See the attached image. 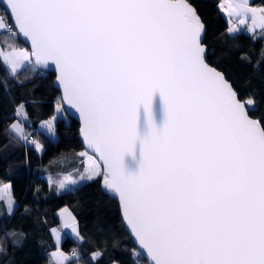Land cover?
Masks as SVG:
<instances>
[{"label": "snow or ice", "instance_id": "snow-or-ice-1", "mask_svg": "<svg viewBox=\"0 0 264 264\" xmlns=\"http://www.w3.org/2000/svg\"><path fill=\"white\" fill-rule=\"evenodd\" d=\"M4 9L7 35L31 51L0 49V63L13 73L54 64L58 99L79 112L93 152L79 153L85 173L60 189L102 178L148 264H264V116L250 115L255 98H241L207 62L205 25L189 0H4ZM224 11L250 14L251 31L264 35V7L239 0ZM15 115L6 133L42 151L23 104ZM41 127L56 135L55 118ZM62 214L83 240L72 213ZM52 257L72 264L63 251Z\"/></svg>", "mask_w": 264, "mask_h": 264}, {"label": "trees", "instance_id": "trees-1", "mask_svg": "<svg viewBox=\"0 0 264 264\" xmlns=\"http://www.w3.org/2000/svg\"><path fill=\"white\" fill-rule=\"evenodd\" d=\"M205 25L203 34L207 46V62L220 70L233 84L241 98L253 96L255 107L250 115L264 116V35L244 30L227 33V20L222 15L218 0H189ZM264 7V0H250ZM5 25L10 16L0 4ZM5 27V26H4ZM27 48L19 39H12L0 31V47ZM2 59V57H0ZM259 62V63H258ZM53 71L38 72L37 68L23 67L11 72L10 66L0 63V182L10 183L14 206L11 211L0 198V264H47L48 254L55 247L50 226L58 223L56 209L66 205L76 218L83 240L64 233L59 248L75 250L79 259L70 257L72 264H138L145 260L134 256L136 249L118 213V203L102 186V178L85 179L73 188L58 190L52 180L55 174L74 172L81 167L77 152L82 150L78 138V122L67 117L55 118L56 136L51 138L38 128L40 120L54 112L58 91L53 86ZM23 104L28 119L26 129L43 145L38 151L31 144L9 136L5 129L16 118L17 106ZM39 189V191H37ZM90 220L96 226L89 232L85 227ZM10 232L16 236H8ZM23 233V236L20 235ZM13 240L19 241L14 244ZM97 249L103 256L93 260L90 253ZM55 264V263H53Z\"/></svg>", "mask_w": 264, "mask_h": 264}, {"label": "rangeland", "instance_id": "rangeland-1", "mask_svg": "<svg viewBox=\"0 0 264 264\" xmlns=\"http://www.w3.org/2000/svg\"><path fill=\"white\" fill-rule=\"evenodd\" d=\"M5 26V22L3 20V17L2 15L0 14V31L4 28ZM22 48H25V47H22ZM0 49H3L0 47ZM10 48H6L4 49L5 51L9 50ZM26 49V48H25ZM60 104V101L58 100L57 102H55L54 104V112L52 115L48 116L47 118H44L42 120H40V122L38 123V128L44 130L46 133L47 131L41 127V122L42 121H47L49 119H52V118H56V117H63V119L66 121L67 120V115L65 114V112L63 111L62 107H61V104H60V108H57V104ZM17 119H15L14 121L12 122H15ZM48 134V133H47ZM50 136V135H49ZM56 136V135H55ZM55 136H50L51 138H55ZM35 137V136H34ZM36 138V137H35ZM37 139V138H36ZM39 142V141H38ZM82 151H85V150H80V152ZM89 155H92L89 153ZM82 160V163H81V167L78 168V170L74 171V172H63V173H59V174H55L53 176V178H49V180H52L53 183H55L56 185V188L58 190H62L58 187L59 185V181L60 180H63L66 178L67 175H71L74 179L77 178V176L81 173H85V167H86V157H82L81 158ZM85 180V179H84ZM83 180H80L78 181L77 184H79L80 182H82ZM76 184V185H77ZM74 185V186H76ZM5 186H10V183L8 181L6 182H0V198H2L5 202V204L7 205L8 204V210H10L11 208H13V205H14V200L13 198L11 197V190L10 188H5ZM74 186L70 187V188H73ZM12 202V203H11ZM67 208V210L70 212V210L68 209V207L66 205H62L60 207H58L56 209V215H57V218H58V223H56L55 225H52L50 226V234H51V237H52V241L55 245V247L53 249H51L49 251V254H48V263L49 264V258H50V254L53 253V252H56V251H63L64 250H61L58 246H59V243L64 235V233H69L70 235H72L73 237L77 238L76 235L71 231V229H66L64 227V215L62 214V211L63 209ZM73 215V214H72ZM74 216V215H73ZM77 223V222H76ZM94 226H96V222L94 220H90L88 222V224L86 225L85 227V231L86 232H89L90 230H92L94 228ZM78 228V226H77ZM79 231V230H78ZM80 233V232H79ZM81 235V233H80ZM82 236V235H81ZM65 253V252H64ZM66 254V253H65ZM66 255H69L68 253ZM52 260H53V263H55V258L52 257ZM147 264V263H146Z\"/></svg>", "mask_w": 264, "mask_h": 264}, {"label": "water", "instance_id": "water-1", "mask_svg": "<svg viewBox=\"0 0 264 264\" xmlns=\"http://www.w3.org/2000/svg\"><path fill=\"white\" fill-rule=\"evenodd\" d=\"M0 4L3 6V9H4V0H0ZM5 10V9H4ZM11 18V17H10ZM12 19H11V24H12ZM23 43L24 45L27 47L28 51H31V43L30 41L26 40V38H24L22 35H20L18 37ZM34 60V58H33ZM212 66V65H211ZM214 67V66H213ZM217 69V68H216ZM37 70H41V71H53L54 73V77H53V80H52V84L53 86L57 89L58 91V98L62 96V86L60 85V83L58 82L57 80V76H58V70L57 68L55 67L54 64L50 63L48 66H38L37 67ZM218 70V69H217ZM220 71V70H218ZM221 72V71H220ZM222 73V72H221ZM60 101V104H61V107L63 109V111L65 112V114L67 115V117L69 118H73L75 119L77 122H78V138L81 142V145H82V149L85 150V151H88V153L92 154L93 155V152L92 150L90 149H87L86 147V143L83 139V135H82V132H81V127H82V119L79 115V112L77 110H75L74 108H72L71 106L67 105L65 101H62V100H59ZM255 118V117H254ZM96 155V158L98 159V154H95ZM103 167L102 163H101V168ZM102 186H103V181H102ZM104 190L106 192H108V194L111 196V197H114L116 200H117V203H118V213H119V216L121 218V221L124 225V228L126 229L128 235L130 236L131 240H132V243L134 244L135 248L138 249L140 251V255L142 256V258L145 260V262L148 264V261L146 258H144V255H143V250L141 249L140 245L138 244V241L134 235V233L131 232L130 230V227L126 224L125 222V219L124 217L122 216V207H121V203H120V200L118 198L117 195L113 194L111 191L107 190L104 186H103Z\"/></svg>", "mask_w": 264, "mask_h": 264}, {"label": "crops", "instance_id": "crops-1", "mask_svg": "<svg viewBox=\"0 0 264 264\" xmlns=\"http://www.w3.org/2000/svg\"><path fill=\"white\" fill-rule=\"evenodd\" d=\"M239 0H218V7L222 13V15L225 17V19L227 20V29L229 27H235L236 28V32L238 31H241V30H244L248 33H260L261 30L260 29H256L255 31H251V24H252V21H251V15L249 14L248 16L246 17H241V16H237V15H233V16H228V14L224 11V9L229 5V4H236L238 3ZM250 6L252 7H263V6H260V5H255V4H252L250 2ZM241 19H245L246 23L245 24H241L240 23V20ZM15 47H23V46H15ZM27 49V48H26ZM28 50V49H27ZM79 153L80 151L77 152L78 156H79ZM80 160H81V156H79ZM43 177L49 181V178H47L46 175H43ZM12 203V202H11ZM7 206V209L8 208V204L6 205ZM14 206V205H13ZM12 208L9 210L11 211ZM59 247V246H58ZM62 250V249H61ZM64 252L67 254H69V256L71 257V253L73 251H65Z\"/></svg>", "mask_w": 264, "mask_h": 264}, {"label": "built area", "instance_id": "built-area-1", "mask_svg": "<svg viewBox=\"0 0 264 264\" xmlns=\"http://www.w3.org/2000/svg\"><path fill=\"white\" fill-rule=\"evenodd\" d=\"M10 25H12L10 22H7V23H6V25H5V27H4V31H5V33H7V31H8V26H10ZM38 72L43 73L44 71L38 70ZM26 130L32 133V128H28V129H26ZM32 135H33V133H32ZM33 136H34V135H33ZM138 264H143V262L140 261V262H138Z\"/></svg>", "mask_w": 264, "mask_h": 264}]
</instances>
